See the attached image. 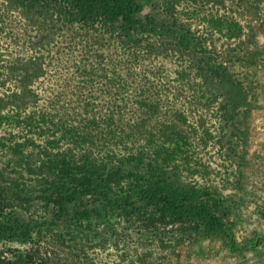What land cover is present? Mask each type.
I'll use <instances>...</instances> for the list:
<instances>
[{
    "label": "trees",
    "instance_id": "obj_1",
    "mask_svg": "<svg viewBox=\"0 0 264 264\" xmlns=\"http://www.w3.org/2000/svg\"><path fill=\"white\" fill-rule=\"evenodd\" d=\"M8 1L40 13L47 35L26 30L25 43L39 45L37 69L0 107V152L21 156L29 176L0 172V242L71 245L95 219L138 215L237 248V203L209 184L185 106L204 108L208 92L222 100V144L241 165L255 82L237 80L233 53L212 52L177 20L144 15L143 0ZM262 55L257 48L240 60L257 66ZM0 264L49 263L10 247Z\"/></svg>",
    "mask_w": 264,
    "mask_h": 264
},
{
    "label": "rangeland",
    "instance_id": "obj_2",
    "mask_svg": "<svg viewBox=\"0 0 264 264\" xmlns=\"http://www.w3.org/2000/svg\"><path fill=\"white\" fill-rule=\"evenodd\" d=\"M143 2L144 15L177 20L202 39L208 38L206 46L212 52H232L234 61L228 66L237 80L255 82L241 165L228 159L222 144L226 137L222 100L208 92L204 108L185 105L210 165L209 184L237 203L233 234L238 247L232 248L230 240H197L184 235L179 225L135 215L95 219L92 229L76 237L71 245L53 240L30 244L4 241L0 249L32 248L49 264H264V0ZM5 4L7 19H0V107L9 102L7 97L19 98L21 86L29 83L37 69L35 48L39 45L35 41L25 43L26 30L32 35L43 31L47 35V23L40 13L8 0ZM157 48L152 45V49ZM174 48L167 44L164 50L173 53ZM257 48L263 52L257 66L240 60ZM22 160L19 155L0 152V172L6 178L26 181L29 176L22 173Z\"/></svg>",
    "mask_w": 264,
    "mask_h": 264
}]
</instances>
